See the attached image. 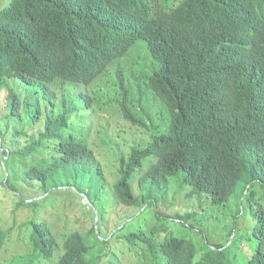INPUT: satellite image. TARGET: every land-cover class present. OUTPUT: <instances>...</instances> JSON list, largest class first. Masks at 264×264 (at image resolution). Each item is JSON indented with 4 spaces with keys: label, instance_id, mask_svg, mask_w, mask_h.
<instances>
[{
    "label": "trees",
    "instance_id": "16d2710c",
    "mask_svg": "<svg viewBox=\"0 0 264 264\" xmlns=\"http://www.w3.org/2000/svg\"><path fill=\"white\" fill-rule=\"evenodd\" d=\"M0 3V157L13 212L67 187L99 219L63 233L39 217L23 224L33 242L22 264H264V0ZM142 47L152 67L139 61L146 80L131 87L122 63ZM112 107L138 137L115 141L109 122L93 123ZM173 183L213 207L236 197L224 240L206 234L215 212L162 211ZM54 207L43 217L64 219ZM8 240L0 226V251Z\"/></svg>",
    "mask_w": 264,
    "mask_h": 264
},
{
    "label": "rangeland",
    "instance_id": "374dc122",
    "mask_svg": "<svg viewBox=\"0 0 264 264\" xmlns=\"http://www.w3.org/2000/svg\"><path fill=\"white\" fill-rule=\"evenodd\" d=\"M1 4V3H0ZM142 58L138 55L137 52L135 54H131L128 58L123 60L122 65L125 67L128 73V84L131 87H136L139 83L144 84L145 74L138 71L134 66H138V62H144L146 65L144 67L145 71L147 70V64H150L152 67V59L151 57L147 60H144V57L148 55V51H146L142 47ZM122 60V59H121ZM121 60L115 62L112 66L117 64H121ZM112 66L110 70L112 69ZM133 73V75H130ZM108 75L102 76L99 80L98 85H107L108 84ZM135 74V75H134ZM111 83L108 84V86ZM107 86V88H108ZM102 88V87H100ZM105 88V87H104ZM106 89V88H105ZM3 101L0 97V110L2 109ZM1 123L7 122V118L5 115L0 116ZM104 122H109V133L113 134L115 141L123 142V138L125 135V131H133V135L128 136L126 139L127 141H132L134 137H138L139 133L138 130H134L129 127L127 122L122 120L121 118L117 117V113L115 109L112 107L110 111H107L105 108H99L97 111V115L93 119L94 124H102ZM98 134V130L95 127L93 133ZM91 134V132L89 133ZM120 135V136H119ZM94 135H92V139L94 140ZM98 144V156L99 158L105 163L107 160L110 159L109 153L107 152V147L101 143L99 140H95ZM6 147H1V140H0V152L5 149ZM6 166L2 161V157H0V196L5 197L4 202L2 203V207L0 209V226L4 229L9 231V240L7 244L3 247L0 251V262L13 261L15 264H22V259H25L27 256V249L25 246L27 244V240H31L33 242V228L29 225V228L23 226L25 223H29L34 218L39 217L41 220H47L48 222H54L56 224V230L59 233L64 232V228H76L80 226L91 227L92 223L98 222V214L95 211L94 207L91 205L92 210L88 209V205H86V200L83 195H79L75 190L66 187V190H59L58 192L52 193L51 197L43 202L38 208L29 207L23 208L19 207L16 208L15 213L14 205L16 207V202L11 194L10 189L6 188L2 184H6L7 181V172ZM188 189L185 187H181L177 183H173L169 186V188L164 193V202L161 203L162 211L168 215H173L176 212H183V211H197L199 214L204 213L207 211L209 216L213 214L215 216L210 217L206 221V226L211 227L210 230L208 229L206 234L210 237L212 242H220V240L225 239V230L222 229V226L225 224V217L226 215L223 211H230L232 212L233 209L236 208V197H233L231 203L228 204L227 207H213L211 205V201L206 196H195L188 197ZM42 197H33L29 198L28 201L32 200H41ZM67 203V204H65ZM89 203V202H88ZM161 205L159 208H161ZM55 206V207H54ZM51 207H54L53 212H57V214L62 213L65 216L64 219H59L56 217L57 215H53L50 218L43 217L42 214H45L49 209L52 212ZM90 207V205H89ZM67 208V209H65ZM95 212V215L93 214ZM93 219V220H92ZM216 219V220H215ZM118 220L117 216L113 215L111 219L108 221L107 231L109 233L116 228V221ZM51 223V224H52ZM118 224V223H117ZM124 223H122L123 225ZM99 225L103 226V220L99 222ZM32 229V230H31Z\"/></svg>",
    "mask_w": 264,
    "mask_h": 264
}]
</instances>
